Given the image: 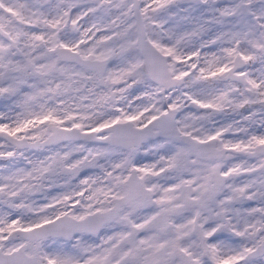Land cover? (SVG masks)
Listing matches in <instances>:
<instances>
[{"label": "snow or ice", "instance_id": "1", "mask_svg": "<svg viewBox=\"0 0 264 264\" xmlns=\"http://www.w3.org/2000/svg\"><path fill=\"white\" fill-rule=\"evenodd\" d=\"M0 264H264V0H0Z\"/></svg>", "mask_w": 264, "mask_h": 264}]
</instances>
